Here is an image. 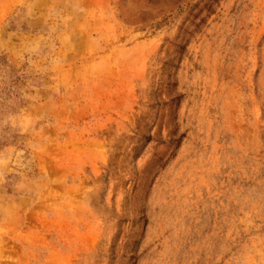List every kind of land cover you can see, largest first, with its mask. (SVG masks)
Returning <instances> with one entry per match:
<instances>
[{"label": "rangeland", "instance_id": "1", "mask_svg": "<svg viewBox=\"0 0 264 264\" xmlns=\"http://www.w3.org/2000/svg\"><path fill=\"white\" fill-rule=\"evenodd\" d=\"M0 264H264V0H0Z\"/></svg>", "mask_w": 264, "mask_h": 264}]
</instances>
